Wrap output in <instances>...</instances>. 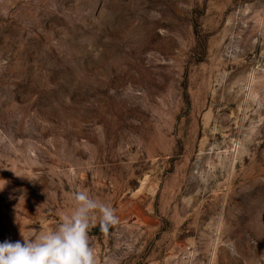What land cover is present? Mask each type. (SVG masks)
<instances>
[{"label": "rangeland", "instance_id": "rangeland-1", "mask_svg": "<svg viewBox=\"0 0 264 264\" xmlns=\"http://www.w3.org/2000/svg\"><path fill=\"white\" fill-rule=\"evenodd\" d=\"M0 243L84 189L100 264H264V0H0Z\"/></svg>", "mask_w": 264, "mask_h": 264}, {"label": "clouds", "instance_id": "clouds-1", "mask_svg": "<svg viewBox=\"0 0 264 264\" xmlns=\"http://www.w3.org/2000/svg\"><path fill=\"white\" fill-rule=\"evenodd\" d=\"M3 181V180H0ZM5 182H0V190ZM72 210L60 216L51 230L32 238L0 243V264H100L90 238L93 227L105 235L119 223L110 203L90 195L87 190L75 191Z\"/></svg>", "mask_w": 264, "mask_h": 264}]
</instances>
